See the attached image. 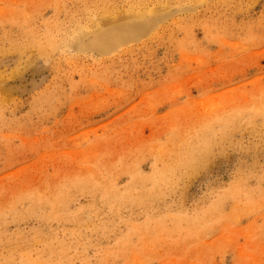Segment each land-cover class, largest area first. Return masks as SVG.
Listing matches in <instances>:
<instances>
[{"label": "rangeland", "instance_id": "rangeland-1", "mask_svg": "<svg viewBox=\"0 0 264 264\" xmlns=\"http://www.w3.org/2000/svg\"><path fill=\"white\" fill-rule=\"evenodd\" d=\"M125 1L0 0V264H264V0Z\"/></svg>", "mask_w": 264, "mask_h": 264}, {"label": "bare ground", "instance_id": "bare-ground-1", "mask_svg": "<svg viewBox=\"0 0 264 264\" xmlns=\"http://www.w3.org/2000/svg\"><path fill=\"white\" fill-rule=\"evenodd\" d=\"M125 2L126 5L124 7L121 4V6L123 7L122 16L109 17V19H105L99 22V24L103 26L102 28H104V26L109 23H111L112 25H120L114 27L111 26L109 27L110 29H105L100 36L94 38L92 43L95 47H106L104 48L105 50H112L113 52L120 51L125 47H130L132 44H134V42H144L148 37H150L154 32L157 31L160 24L161 13L164 12L163 2H160L159 0V4L158 6H156V8H150V4L142 0H127ZM136 6H138V8H136ZM4 88V85L0 82V89L2 90ZM248 112H252V114H255V112L253 111ZM240 115L241 113L226 115L224 118V122H226L225 125L227 127L237 126L239 123ZM225 130L228 131L227 129ZM193 161V158L188 159L187 164H191ZM177 165H179V160L177 161ZM171 168L173 167L168 165L165 166L164 170L168 172ZM79 186L82 189L87 190L85 183H81ZM98 186L99 185L94 186L93 184L92 187H94L96 190V187ZM70 191L71 187L61 188L55 193L53 199L49 201L52 208L51 214L53 216L62 217L59 214L58 208L67 200V198L69 199L68 194L70 193ZM60 255H62V253H60Z\"/></svg>", "mask_w": 264, "mask_h": 264}]
</instances>
